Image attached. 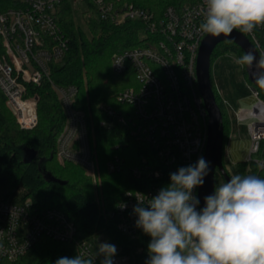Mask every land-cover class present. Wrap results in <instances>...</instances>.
Listing matches in <instances>:
<instances>
[{"label":"built area","instance_id":"built-area-1","mask_svg":"<svg viewBox=\"0 0 264 264\" xmlns=\"http://www.w3.org/2000/svg\"><path fill=\"white\" fill-rule=\"evenodd\" d=\"M63 2L0 0V89L20 128L31 130L39 121V96L30 94L31 86L49 79L67 114V123L57 141L58 159L81 165L97 184L101 168L87 121L84 113L73 107L77 87L58 85L50 76V63L62 59L69 49V37L58 21ZM71 2L87 17L96 10L103 20L116 25L127 21L142 25L144 45L126 49L112 59L115 72L124 73L131 67L139 82L117 95L118 101L131 109L100 105L108 117L100 122L101 126L111 128L121 123L136 140L149 143L156 150L160 167L154 168L144 158L132 168L133 175L163 179L165 174L169 176L204 157L209 116L198 86L197 59L208 35L198 31L205 19V0L169 5L162 13L125 0ZM245 35L260 56H264V25ZM253 93L238 114L239 120L248 124L250 133L246 155L241 159H245L248 170L255 166L258 176L264 178V100L258 88ZM223 102L226 104L224 99ZM124 162L123 156L115 155L106 167L111 173L119 172ZM164 186L163 181L155 182L144 190L130 189L124 193L114 212L122 234L135 239L143 232L136 227L138 217L133 212L137 198L147 203ZM193 195L199 199V187ZM44 237L75 243L78 253L85 258L95 256L98 251V243L79 239L77 223L64 211L40 209L18 192L0 198V259L15 261ZM115 247L114 264H132L129 255ZM101 256L95 257L94 264Z\"/></svg>","mask_w":264,"mask_h":264},{"label":"trees","instance_id":"trees-1","mask_svg":"<svg viewBox=\"0 0 264 264\" xmlns=\"http://www.w3.org/2000/svg\"><path fill=\"white\" fill-rule=\"evenodd\" d=\"M125 1L162 13L169 5L195 0ZM58 21L69 37V49L62 59L50 63V76L58 85L77 87L73 107L85 115L92 147L100 163L102 188L99 190L81 165L62 163L58 159L57 141L67 123V114L52 83L46 78L41 84L31 86L30 94L39 96V121L31 130L20 128L0 89V198L18 192L21 198L31 199L40 209H60L77 223L79 239L93 242L107 240L129 255L132 264H145L149 258L147 246L151 237L144 232L135 239L122 234L118 230L114 212L127 190H144L152 183L162 181L166 186L170 183V174H165L163 179L147 174L136 178L132 168L141 164L144 158L154 168L160 167L155 148L136 140L130 135L129 128L121 123L117 122L111 128L100 125L102 120L108 118L100 109L101 104L110 105L116 110L131 109L120 103L117 95L128 87L138 86L139 82L131 67L124 73L115 72L112 59L126 49L144 45L142 25L136 21L116 25L103 20L93 10L91 18L86 19V26H82L76 19V9L71 0H64ZM228 53L241 57L244 51L233 42H220L212 54V64ZM243 72L248 79L245 66ZM212 84L223 113L225 157L229 156L226 150L227 130L230 127L228 109L213 79ZM258 89L264 100V91ZM25 149L36 152L29 162L25 161ZM115 155L123 156L125 162L121 171L111 173L106 165ZM237 173L258 176V169L254 166L248 170L246 162L239 161ZM48 174L66 183L50 180ZM219 175V171H216V186ZM77 254L75 243L44 237L24 256L15 261L0 259V264H51L60 257H74ZM103 259L101 256L97 264H101Z\"/></svg>","mask_w":264,"mask_h":264},{"label":"clouds","instance_id":"clouds-1","mask_svg":"<svg viewBox=\"0 0 264 264\" xmlns=\"http://www.w3.org/2000/svg\"><path fill=\"white\" fill-rule=\"evenodd\" d=\"M205 19L198 31L213 37L230 36L234 30L250 34L264 25V0H205ZM231 43V41H226ZM235 63L251 69L255 83L264 89V56L258 60L250 49ZM210 162L200 157L193 165L170 173V183L148 199L137 198L133 208L136 227L151 237L145 264H264V178L232 175L214 193L199 199ZM115 245L103 242L95 256L60 257L55 264H114Z\"/></svg>","mask_w":264,"mask_h":264},{"label":"water","instance_id":"water-1","mask_svg":"<svg viewBox=\"0 0 264 264\" xmlns=\"http://www.w3.org/2000/svg\"><path fill=\"white\" fill-rule=\"evenodd\" d=\"M223 41H231L241 47L246 53L248 50L252 49L256 53L257 60L261 57L258 50L251 42V40L242 32L234 30L230 36L225 37L220 35L219 37H213L207 35L200 46L198 59H197V78L200 93L203 97L208 116H209V131H208V142L205 149L204 157L205 160L210 162L209 174L205 177L204 184L199 186V201L200 207H204V198L208 195L214 193L216 187L215 184V174L219 171L221 176L227 182L231 176L226 170L225 164H230L232 158L230 156H225L223 153L224 146V122L223 113L217 102L215 92L212 84V54L216 46ZM248 79L252 83V90L260 88L253 79V74L256 72V66L253 65L251 69L245 66ZM264 91V89L260 88ZM25 151V161L29 162L32 158L36 156V152L32 150ZM238 161H245V159H240ZM49 179L53 181L60 182L62 184L66 183L60 179L55 178L51 174Z\"/></svg>","mask_w":264,"mask_h":264},{"label":"rangeland","instance_id":"rangeland-1","mask_svg":"<svg viewBox=\"0 0 264 264\" xmlns=\"http://www.w3.org/2000/svg\"><path fill=\"white\" fill-rule=\"evenodd\" d=\"M76 9V19L82 25L86 26V19L89 20L91 16H85L81 13L78 6ZM85 8V6H84ZM239 58L234 54H225L216 59L212 64V79L216 84L219 95L225 100L228 109V119L230 127H228V140L226 143L227 154L232 158V162L227 164L231 176L237 173L238 160L246 155L247 146L250 140L249 126L246 122L240 121L238 114L244 104L247 103L254 93L251 89L252 84L249 83L243 66L237 65L235 59ZM97 185L99 190L102 188V176H100ZM225 179L218 176V186L225 183ZM107 240H96L94 243H103Z\"/></svg>","mask_w":264,"mask_h":264},{"label":"flooded vegetation","instance_id":"flooded-vegetation-1","mask_svg":"<svg viewBox=\"0 0 264 264\" xmlns=\"http://www.w3.org/2000/svg\"><path fill=\"white\" fill-rule=\"evenodd\" d=\"M251 87L253 88L252 85H251ZM225 167H226V170L228 171L229 175L231 176L230 171H229V169L227 168V164H225ZM219 173H220V172H219ZM220 175H221V174H220Z\"/></svg>","mask_w":264,"mask_h":264}]
</instances>
